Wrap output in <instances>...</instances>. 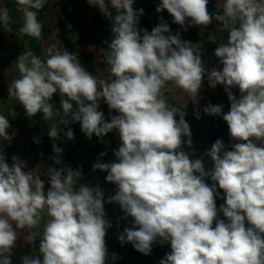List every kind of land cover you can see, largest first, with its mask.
<instances>
[{
  "label": "clouds",
  "instance_id": "obj_1",
  "mask_svg": "<svg viewBox=\"0 0 264 264\" xmlns=\"http://www.w3.org/2000/svg\"><path fill=\"white\" fill-rule=\"evenodd\" d=\"M47 2L15 0L23 14L21 34L41 38L38 12ZM87 2L112 24L111 41L101 50L107 77L89 73L56 40L43 58L32 51L17 57L19 76L8 85V97L28 118L42 114L44 121L55 120L48 131L53 141L69 122H79L89 139L116 130L121 140L116 160L93 164L94 172L107 173L115 194L105 200L99 186L77 187L82 172L70 166L41 173L39 166L27 170L18 156L9 164L0 145V264H12L19 230L27 232V244L39 236L38 254L22 256L21 264H106L105 237L112 225L105 203L119 204L123 219L131 218V227L118 236L122 246L131 243L148 255L154 243L170 245L159 264H264V0H219L215 14L208 11L209 0H160L156 12L166 10L185 31L213 21L227 31L214 50L219 65L211 70L200 49L179 32L172 34L163 17L151 32L139 29L144 10L134 9V0ZM9 21V9L0 7V28L11 32ZM216 39L209 34L210 42ZM205 77L213 89L224 86L230 110L209 103L204 113L222 115L234 141L230 150L221 139L212 144L205 155L213 166L207 170L204 157L190 159L183 149L185 143L192 146L190 125L165 95L171 85L198 103ZM56 95L59 109L52 103ZM101 101L110 114L118 113L110 122L99 110ZM9 128L8 116L0 114V140L11 143L15 134ZM64 135L74 139L71 129ZM52 147L54 163L62 165V149ZM41 175L48 178L47 190ZM218 189L224 194L219 208Z\"/></svg>",
  "mask_w": 264,
  "mask_h": 264
},
{
  "label": "rangeland",
  "instance_id": "obj_2",
  "mask_svg": "<svg viewBox=\"0 0 264 264\" xmlns=\"http://www.w3.org/2000/svg\"><path fill=\"white\" fill-rule=\"evenodd\" d=\"M210 1V0H209ZM159 2H152L151 5L146 0L143 6L150 13L151 9L155 7L154 4ZM219 0L215 2L210 13H217L221 11L218 7ZM0 7H7L9 9V23L22 25L23 14L19 12L15 5V0H0ZM133 8L137 9L138 3L134 0ZM38 19L43 25L42 42L43 50L45 54L46 48L58 40L63 47L71 54H77V58L82 66L92 75L99 74L102 78H106L108 75L107 65L103 62V53L101 50H107L106 41L110 42L112 38L111 33V21L106 18L96 7H91L87 0H48L45 7L39 10ZM143 17H139V20ZM170 27L172 34L180 33L181 39L186 41L197 29L198 26L188 27L187 31L181 26L173 22V18L169 15L163 18ZM161 20L157 21V25ZM70 26V27H69ZM96 27L101 28L100 33H96ZM104 29L106 31H104ZM209 34H215L217 36L216 42H210L208 40ZM228 37L227 31L219 24V22L213 21L207 28H203L202 31L194 37L190 42L202 53V60L208 70L214 67H218L219 61L214 55L215 48L220 42H225ZM24 51H32V48L25 41L23 34L15 31H5L0 28V114L8 116L10 122V128L8 133L11 135L14 133V137L20 135L21 139H35L39 141L40 138L48 139L47 150L49 153L53 152V143L62 149L60 157L71 158L75 156V159L80 158L78 150L88 147L87 137L74 134V139L68 140L64 135V132L68 131V125H60L64 129V132L60 133V139L53 141L49 137V126L55 122V120L44 121L42 114H37L34 117L28 118L25 115V110L18 101L10 99L8 97V85L15 78H18L19 73L15 67L14 61ZM222 67V66H221ZM233 93L239 96L238 89H232ZM168 102L185 112V120L190 125L192 146L188 147L185 143L182 145L183 149L190 153V159H197L204 157L205 168L210 169L213 165L205 154L210 150L212 144L221 139L226 148L230 150V146L234 141L230 140L228 126L221 116H211L204 113V108L211 103L212 105H223V112L227 113L230 110V102L228 100L227 93L224 91L223 85H217L215 89L211 88L205 77L199 97L198 103H194L188 94L183 90L176 88L175 86H169L165 92ZM99 110L105 115V119L110 122L112 115H117L115 111L110 114V109L107 104L101 101ZM2 111V112H1ZM16 113L13 118L10 116L11 112ZM199 113V118H197ZM179 119V117H177ZM79 128V122H69ZM17 126H19L17 128ZM107 135L113 137H119L116 130L108 133ZM84 140L80 146H77L78 140ZM185 141L187 137L184 138ZM121 142H112L96 136V160L100 162L108 161L107 157L112 156L109 161L114 162L116 157L114 156V150H116ZM87 152V151H86ZM101 153H106L100 156ZM56 155V154H55ZM82 158V157H81ZM205 182L209 185L212 181L208 178ZM220 193L216 197V205L219 208L224 204L223 190L218 189ZM118 218L124 217L123 211L117 209ZM221 219H225L222 214ZM120 220V219H119ZM126 221V227H131V218L123 219ZM121 222V221H120ZM108 250V257L112 255V249L109 244L106 245ZM38 252L28 254L36 255ZM24 256V255H22ZM11 257L12 264H21V257Z\"/></svg>",
  "mask_w": 264,
  "mask_h": 264
},
{
  "label": "crops",
  "instance_id": "obj_3",
  "mask_svg": "<svg viewBox=\"0 0 264 264\" xmlns=\"http://www.w3.org/2000/svg\"><path fill=\"white\" fill-rule=\"evenodd\" d=\"M135 1L138 3L139 8L137 9L144 10V14L140 16V17H143V19L139 20V24L137 25L139 29H144V30L151 32L152 28L157 26L156 23L157 21L160 20V17L166 18L170 15L169 13L161 15V13L156 12V8L159 5L160 0H147L150 5L153 1L159 2L157 4H154L155 7L151 9L150 13L143 6L146 0H135ZM101 30H102L101 28L96 27V33H100ZM104 31L106 30L104 29ZM42 49H43V42H42ZM43 54H44V50H43ZM18 127L19 126H17V128ZM9 135H11L10 132H9ZM85 139H88L89 141L88 147L86 148L87 152L84 151V148H82L81 150L80 149L78 150V154L79 156L81 154L82 158L80 157V158L75 159V156H74L69 159L68 157L65 158V156H62L60 157L62 161V165H56L54 163V160L52 159V157L55 156V154L48 152L46 146L49 140L45 138H40L39 142H37L38 140H36V138L28 139V140L21 139L19 132H18V135L16 136V138L15 137L13 138L11 143L0 140V145H2L4 148V151L7 157V160H6L7 163L11 164L12 157L18 156L20 157V159L25 161L27 170H34L37 168V166H39L40 168L39 171L41 173L46 172L47 169L50 167L59 168L60 166H65V167L70 166L71 168L75 170H80L82 172V178L78 182L77 187L79 186V184H82V183H87L90 186H99L104 192L105 200H107L108 197L115 194L116 186L112 183L106 182L105 180V177L107 175L106 172L100 171V170H96L95 172L93 171V164L97 162L96 160V137L91 138V139L89 138H85ZM109 141H112V140H109ZM82 143L84 145L85 143L84 140L82 139L78 140L77 146L79 147L80 144ZM111 157L112 156H108L107 157L108 161L101 162V163L111 162L109 161ZM41 179L44 180L45 190H47V188L49 187L48 178L45 175H41ZM118 208H120V206L117 203H105L104 204L105 218L109 220L112 225L107 230V234L105 237L106 245L109 244V246L120 243V241L118 240V236L123 232L127 224L126 221H123L122 218H118V213H117ZM44 219L46 220L47 217H45ZM43 223H44V220L41 221V229H40L41 231L43 228ZM26 235H27V232L25 230H19V236L16 241V246L13 249V254L11 257L28 255V254L38 252L39 236L37 237V241L35 244H27L24 239Z\"/></svg>",
  "mask_w": 264,
  "mask_h": 264
},
{
  "label": "trees",
  "instance_id": "obj_4",
  "mask_svg": "<svg viewBox=\"0 0 264 264\" xmlns=\"http://www.w3.org/2000/svg\"><path fill=\"white\" fill-rule=\"evenodd\" d=\"M166 13L168 12L165 10L161 12V15H164ZM10 26L12 30L19 32V28L22 25L11 23ZM24 37L28 42V44L30 45V47L32 48L33 53L43 58L44 54L42 49L41 38L36 39L34 37H30L27 35H24ZM59 100H60L59 95L53 97L52 103L54 104L55 109L60 108ZM103 139L121 142L120 138L109 135H105ZM214 226L215 224H213V227ZM111 249H112V255L107 258L106 264H159V261L171 251L169 244L161 245L159 243H154L152 245L151 253L148 255H144L138 252L137 250H135V248L131 243H125L123 246L121 245V243L114 244L111 246ZM113 254H115L116 256L115 259H113Z\"/></svg>",
  "mask_w": 264,
  "mask_h": 264
},
{
  "label": "water",
  "instance_id": "obj_5",
  "mask_svg": "<svg viewBox=\"0 0 264 264\" xmlns=\"http://www.w3.org/2000/svg\"><path fill=\"white\" fill-rule=\"evenodd\" d=\"M217 0H210L209 3H208V11L210 12V10L212 9L213 5L215 4ZM201 27H197V29L195 30V32L186 40V41H191L194 37H196L200 31H201ZM68 128L71 129L74 134H79V135H82V136H85L82 131H81V128L73 125V124H68ZM86 137V136H85ZM96 137L95 134H93L92 138Z\"/></svg>",
  "mask_w": 264,
  "mask_h": 264
}]
</instances>
